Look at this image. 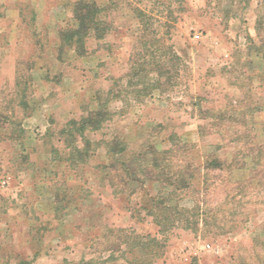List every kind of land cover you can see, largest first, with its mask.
<instances>
[{
	"label": "rangeland",
	"instance_id": "1",
	"mask_svg": "<svg viewBox=\"0 0 264 264\" xmlns=\"http://www.w3.org/2000/svg\"><path fill=\"white\" fill-rule=\"evenodd\" d=\"M74 1L0 0V264H264V182L250 162L230 177L240 191L227 192L225 174L214 191L200 188L208 145L239 158L241 145L264 144V0H95L106 31L85 36L80 53L60 39L75 27ZM100 102V128L63 132ZM81 138L86 156L74 152ZM171 140L192 147L178 156L194 165L180 205L198 207L193 229L161 233L141 208L159 186L115 194L102 165L108 141L125 143L118 158L129 161ZM205 211L237 226L205 236ZM136 236L164 247L148 240L145 257Z\"/></svg>",
	"mask_w": 264,
	"mask_h": 264
},
{
	"label": "trees",
	"instance_id": "2",
	"mask_svg": "<svg viewBox=\"0 0 264 264\" xmlns=\"http://www.w3.org/2000/svg\"><path fill=\"white\" fill-rule=\"evenodd\" d=\"M71 9L72 20L75 23V27L62 30L60 32V39L61 41H66V43L70 45H74L75 51L80 53L82 52L81 50H83V38L91 34L101 37L106 31L104 27L105 22L98 16L102 13V8L97 5L95 0H75L72 3ZM176 58L179 59L177 55ZM163 61L164 60H157L149 62L156 67V70H154L157 72V78L154 80L155 82L160 80L162 75H164L162 70ZM145 64V62L140 63L138 71L141 70L142 72V67ZM153 89H156L154 84H152L151 87L145 88V90H143V95H147ZM22 101H24V99ZM106 113L107 111L104 103L100 102L96 109L89 111L87 115L81 117L78 122L76 120H70L66 124L68 128L63 129V132L67 133L66 135L68 136V134L71 135L77 130L78 133H80V137H83L85 130H97L101 127L102 122L105 120ZM211 129L214 130V128ZM215 131L217 135H220L222 130L221 128H215ZM252 138L254 139L255 137L253 136ZM81 139H84L83 147L78 148L75 146L74 152H78V156L82 154L86 156L90 143L85 138ZM219 141L208 145L209 152H206L205 156H203L202 168L204 174L202 186L200 188L205 189V193L214 191L218 187V184L222 183L223 174L228 177L227 184L230 185L227 192L240 191V184L242 181H230V177L234 171L246 168V164L248 163L246 160L252 165L250 170L254 171L256 176L260 178L259 180L264 182V144L254 140L248 146L241 145L244 151L243 156L238 158V154L233 152L231 158H228L225 155L219 154V150L227 145ZM234 141L238 143L239 140L233 138L229 140V143L232 144ZM106 145L107 152L110 155V161L102 165V168L112 172L114 178L117 180L116 184H114L117 186L115 194L128 190L132 195L135 193L137 187H143L147 183H155L159 186V193L150 196L149 204H141V208L146 211V215L153 217L155 224L158 226V231L163 233L172 227L193 229L192 226L196 221L194 217L197 215V213H195V208L198 207V201L194 202L191 208L182 206L180 203L184 199H191L190 197L194 190L192 189L194 165L189 159L182 161V158H178V156H185V158H187L186 156L188 153H192V147L190 145H187L181 140H171L169 147L163 150L157 149L152 144L139 145L140 148L138 150L131 152L129 161H123L118 158L127 148L125 143L108 141ZM177 152L179 153L177 154L179 161L176 160V164H173L172 160L174 156L176 157L175 154ZM76 162H79V160ZM132 164L135 165V169H131ZM213 171H218L216 174L218 180L214 179L215 174H212ZM111 185H113V183H111ZM206 213L208 212L205 211V236L222 235L228 230H233V228L237 226L234 221L230 222L232 220L230 218H224L221 221L216 219H214V221H209ZM230 214L234 215V213ZM136 238H138L137 247L140 248L139 251L142 253L141 255L145 257L149 255L146 250L149 247H145L148 240L157 241L161 249L164 247V239H149V237L145 236H136ZM254 241L257 242V239L254 238ZM90 262L91 261H87V264Z\"/></svg>",
	"mask_w": 264,
	"mask_h": 264
},
{
	"label": "built area",
	"instance_id": "3",
	"mask_svg": "<svg viewBox=\"0 0 264 264\" xmlns=\"http://www.w3.org/2000/svg\"><path fill=\"white\" fill-rule=\"evenodd\" d=\"M208 246V245H207Z\"/></svg>",
	"mask_w": 264,
	"mask_h": 264
}]
</instances>
